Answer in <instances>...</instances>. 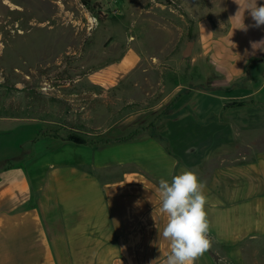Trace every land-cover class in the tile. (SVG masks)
<instances>
[{"label":"crops","instance_id":"0c3cea01","mask_svg":"<svg viewBox=\"0 0 264 264\" xmlns=\"http://www.w3.org/2000/svg\"><path fill=\"white\" fill-rule=\"evenodd\" d=\"M250 3L264 0H226L218 27L201 21L184 59L169 47L165 60L128 54L87 74L95 90L74 105L98 139L45 130L24 139L20 160L0 168V264H163L167 216L155 189L181 169L206 184L213 245L196 264H264V25L238 29L254 23ZM147 67L156 78L143 81ZM130 88L156 103L103 126L96 101Z\"/></svg>","mask_w":264,"mask_h":264},{"label":"rangeland","instance_id":"374dc122","mask_svg":"<svg viewBox=\"0 0 264 264\" xmlns=\"http://www.w3.org/2000/svg\"><path fill=\"white\" fill-rule=\"evenodd\" d=\"M225 1L0 0V168L9 165L4 163L8 158L16 164L24 139L41 130L98 139L100 131L80 120L85 110L74 105L76 97H83L80 93L95 90L83 78L120 65L128 54L144 62L165 60L166 49L176 47L173 56L186 58L185 50L196 47L201 21L214 27L225 21ZM146 70L143 81L148 75L156 78L153 68ZM129 91L96 101L107 109L103 126L120 120L124 111L157 101L146 90L136 95ZM15 119L39 122L25 127Z\"/></svg>","mask_w":264,"mask_h":264},{"label":"clouds","instance_id":"9594fccd","mask_svg":"<svg viewBox=\"0 0 264 264\" xmlns=\"http://www.w3.org/2000/svg\"><path fill=\"white\" fill-rule=\"evenodd\" d=\"M247 11L254 23L245 25L242 21L243 26L238 29L247 31L249 27L264 25V4L250 3ZM205 187L198 174L189 169H181L171 180L159 179L155 192L160 200L159 211L166 214L167 223L158 235L169 244L163 264H196L212 249Z\"/></svg>","mask_w":264,"mask_h":264},{"label":"trees","instance_id":"16d2710c","mask_svg":"<svg viewBox=\"0 0 264 264\" xmlns=\"http://www.w3.org/2000/svg\"><path fill=\"white\" fill-rule=\"evenodd\" d=\"M78 126L82 127L83 125L78 124ZM68 138H69L70 140H72V141L78 143V144H83V143H86L87 141H94V140L84 139V138L79 137V136L74 135V134L69 135Z\"/></svg>","mask_w":264,"mask_h":264}]
</instances>
